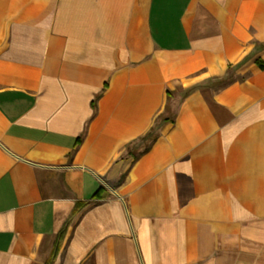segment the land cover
<instances>
[{
  "label": "crops",
  "instance_id": "obj_1",
  "mask_svg": "<svg viewBox=\"0 0 264 264\" xmlns=\"http://www.w3.org/2000/svg\"><path fill=\"white\" fill-rule=\"evenodd\" d=\"M258 43L264 0H0V264H264Z\"/></svg>",
  "mask_w": 264,
  "mask_h": 264
},
{
  "label": "rangeland",
  "instance_id": "obj_2",
  "mask_svg": "<svg viewBox=\"0 0 264 264\" xmlns=\"http://www.w3.org/2000/svg\"><path fill=\"white\" fill-rule=\"evenodd\" d=\"M256 46H257V48H259L260 46H264V43H258ZM249 56L250 55H248V57ZM248 57H247V60H248ZM245 66L246 67L249 66V63L246 62ZM216 76H218V77H215L214 79H206V80L199 81L198 87L209 86V87L215 88V90L217 91V90L221 89L223 86H225L228 82H230V81L232 82L234 80V78L239 77L238 74L235 75L234 66L232 64L227 65L226 72H222L220 75H216ZM193 89H195V87L181 88V89H177V91L174 92L173 94L170 93L171 95L168 92L167 95L168 96L169 95L174 96L175 101L178 102L183 97H185L188 93H190V91H192ZM157 133H158V123L156 122L154 124V126L150 129L148 134H146L141 139L142 141H137V142L142 144L143 146H146L148 144L149 140H151V138L153 136H155Z\"/></svg>",
  "mask_w": 264,
  "mask_h": 264
},
{
  "label": "trees",
  "instance_id": "obj_3",
  "mask_svg": "<svg viewBox=\"0 0 264 264\" xmlns=\"http://www.w3.org/2000/svg\"><path fill=\"white\" fill-rule=\"evenodd\" d=\"M256 62V65L259 67V68H261V69H263L264 68V61H262V60H256L255 61ZM156 136V135H155ZM155 136H153L151 139L153 140L154 138H155ZM80 138L78 137L76 140H79ZM147 149V146L144 148V150H146ZM77 204V203H76ZM78 204H79V202H78Z\"/></svg>",
  "mask_w": 264,
  "mask_h": 264
}]
</instances>
